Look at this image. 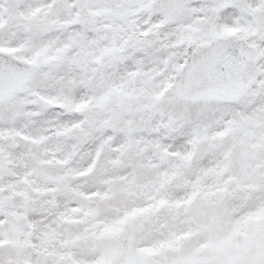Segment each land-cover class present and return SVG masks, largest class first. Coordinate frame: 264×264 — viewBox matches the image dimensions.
<instances>
[{
  "label": "rangeland",
  "instance_id": "1",
  "mask_svg": "<svg viewBox=\"0 0 264 264\" xmlns=\"http://www.w3.org/2000/svg\"><path fill=\"white\" fill-rule=\"evenodd\" d=\"M28 2L37 7L17 13L16 0H7L5 14L55 22L41 0ZM121 3L95 14L131 34V22L144 12L141 0ZM249 10L258 13L260 6L254 0L241 5L222 33L259 48L252 41L256 30L246 31ZM2 39L0 49L23 58L24 46ZM128 95L139 101L142 94ZM137 107L139 134L131 141L113 135L102 149L103 122L91 116L74 125L51 119L0 129V257L6 264H248L264 257V206L245 211L243 192L253 186L237 182L264 174V119L245 120L224 135L200 125L187 148L175 149L186 123L173 127L146 104ZM228 138L227 164L220 165L215 153ZM229 171L234 174L226 176ZM230 184L223 221L213 225L203 209Z\"/></svg>",
  "mask_w": 264,
  "mask_h": 264
},
{
  "label": "snow or ice",
  "instance_id": "2",
  "mask_svg": "<svg viewBox=\"0 0 264 264\" xmlns=\"http://www.w3.org/2000/svg\"><path fill=\"white\" fill-rule=\"evenodd\" d=\"M41 2L54 23L8 16L7 0H0V44L9 37V46L26 48L22 59L0 53V129L50 121L48 113L64 107L53 104V98L69 100L85 91L95 105L89 116L103 122L101 149L113 135L126 134L131 141L139 134L142 112L137 104H146L173 127L177 122L192 128L207 124L219 135L245 120L264 119V0H254L258 13L243 14L246 31L256 30L252 41L259 48L245 37L221 34L241 5L253 0H141L149 26L131 34L126 26H117L119 21L106 25L95 14L121 7V0ZM16 5L17 13L37 7L28 0H16ZM165 26L179 34L176 43L155 39ZM177 47L184 49L182 59L169 51ZM131 91L141 92L139 101L129 98ZM230 145L231 138L220 142L218 164H227ZM237 182L253 186L243 192L249 201L245 211L264 206V174L242 175ZM233 187L223 188L215 203L203 209L209 223H222V201ZM0 264H6L5 258L0 257ZM248 264H264V257Z\"/></svg>",
  "mask_w": 264,
  "mask_h": 264
},
{
  "label": "clouds",
  "instance_id": "3",
  "mask_svg": "<svg viewBox=\"0 0 264 264\" xmlns=\"http://www.w3.org/2000/svg\"><path fill=\"white\" fill-rule=\"evenodd\" d=\"M147 17L148 13L144 11L142 14L137 16L135 20H133L131 23L135 25V28L137 31H140L142 29H146L149 25L147 23ZM153 22H156L155 19ZM155 39L162 44L166 42L176 43L179 39V36L177 35V32L174 28L171 26H165L162 28L159 32V35L155 37ZM176 58L182 59L184 54V49L181 47H177L174 49H169ZM53 104H63L64 107L60 109L59 111H50L48 113V118L57 120L59 123L64 125L69 124H76L79 122H83L85 119L88 118V116L95 111V105L91 102L89 97L86 95V91L84 93H81L78 96H75L69 100H58L56 98H53L52 100ZM82 104H88L89 107L84 109L83 111H77V109ZM192 127L190 125H185L178 129L176 133V139L174 141L175 149H179L181 147L187 148L188 142L192 138ZM214 131V129H213ZM103 135V133H101ZM174 149V150H175ZM109 241H101V244H108ZM140 246H147V245H140ZM89 259H97L99 258V255L90 256Z\"/></svg>",
  "mask_w": 264,
  "mask_h": 264
},
{
  "label": "water",
  "instance_id": "4",
  "mask_svg": "<svg viewBox=\"0 0 264 264\" xmlns=\"http://www.w3.org/2000/svg\"><path fill=\"white\" fill-rule=\"evenodd\" d=\"M222 36L224 38H241V36H238L236 34H233V33H221ZM0 53H3L6 57L8 58H13V59H20L18 57H16L15 55L13 54H10L9 52H7L6 50L4 49H0Z\"/></svg>",
  "mask_w": 264,
  "mask_h": 264
}]
</instances>
